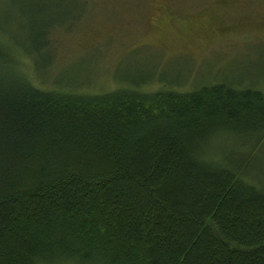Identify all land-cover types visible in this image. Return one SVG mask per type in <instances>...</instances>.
<instances>
[{
	"label": "trees",
	"instance_id": "trees-1",
	"mask_svg": "<svg viewBox=\"0 0 264 264\" xmlns=\"http://www.w3.org/2000/svg\"><path fill=\"white\" fill-rule=\"evenodd\" d=\"M5 70L0 264H264L263 91L84 94Z\"/></svg>",
	"mask_w": 264,
	"mask_h": 264
},
{
	"label": "rangeland",
	"instance_id": "rangeland-1",
	"mask_svg": "<svg viewBox=\"0 0 264 264\" xmlns=\"http://www.w3.org/2000/svg\"><path fill=\"white\" fill-rule=\"evenodd\" d=\"M0 43V68L43 90L186 92L223 82L264 92V0H0ZM253 141L223 133L210 144ZM257 158L264 164V146Z\"/></svg>",
	"mask_w": 264,
	"mask_h": 264
}]
</instances>
